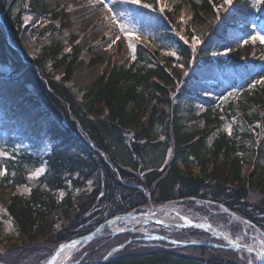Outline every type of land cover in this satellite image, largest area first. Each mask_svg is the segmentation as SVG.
<instances>
[{"label": "trees", "instance_id": "obj_1", "mask_svg": "<svg viewBox=\"0 0 264 264\" xmlns=\"http://www.w3.org/2000/svg\"><path fill=\"white\" fill-rule=\"evenodd\" d=\"M142 1L157 6L156 0ZM212 1L193 5L187 35L199 38L195 50L163 31L160 18L139 9L152 42L160 48L175 41V55L164 57L163 64L157 53L139 45L129 69L113 65L78 101L66 82L42 71L48 58L55 59L56 68L66 61L65 56L57 59L62 46L44 48L35 58L27 57L20 46L23 5L46 12L44 0H0V65L12 73L0 84V94L10 111L26 119L32 130L44 115L52 117L45 128L52 147L42 177H29L42 160L27 151L0 157L6 170L0 177V202L12 217L22 245L1 254L0 264H43V255L91 234L112 217L177 199L215 202L264 233V83L246 89L222 108L208 107L201 115L206 125L201 132H190L183 124V100L191 96L183 83L194 78V69L216 61L225 70L222 78L227 85L264 74V45L248 58L252 34L264 37V1L258 8L252 0ZM242 41L247 43L242 46ZM225 44L234 50L229 59L215 57ZM78 56L77 51L69 62L65 81ZM227 126L230 135L224 131ZM215 131L220 133L208 148ZM219 159L221 166L203 174L210 162ZM194 164L202 171L196 176L191 172ZM19 185L29 186L30 195H16L13 190ZM130 238L123 234L95 239L76 256V262L245 264L227 249L142 246L129 251L133 244L102 262Z\"/></svg>", "mask_w": 264, "mask_h": 264}, {"label": "rangeland", "instance_id": "obj_2", "mask_svg": "<svg viewBox=\"0 0 264 264\" xmlns=\"http://www.w3.org/2000/svg\"><path fill=\"white\" fill-rule=\"evenodd\" d=\"M263 1L252 0V4L255 8H258ZM158 3V14L162 17L158 22L162 30L174 33L177 38L179 36L183 37L181 41L192 46L194 41L193 38L188 39L187 31L193 19V5L200 4L201 0H158ZM44 4L47 6V11L40 13L31 10L26 2L23 5L21 9L22 30L20 46L25 55L30 58L41 55L44 48L55 47L56 45L62 46V52L57 59L65 56L66 61L59 68H56L55 59L48 58L42 71L57 82H66L67 88L78 101L83 100L85 93L113 65L120 69H129L136 60V51L140 44L152 54L154 52L157 53L161 61L167 55H172L177 49V44L173 40L164 42L161 49L150 41L151 31L145 32L146 22L142 19L139 11L140 0L139 3H133L132 0H44ZM89 6L92 8H89ZM149 9L152 10L150 6ZM257 35H253L249 42V45L252 46L248 51L249 59L254 57L259 46L264 45L261 39H253ZM195 38L199 40V38ZM244 43L243 41L240 42L242 46ZM199 44L200 41L196 47ZM129 45H134V50ZM77 51L79 56L74 66H72V74L70 79L65 81L69 62L73 61ZM230 53V47L225 44L218 49L215 57L218 56L222 60H227L230 57ZM185 73L186 75L189 74V72ZM193 73L194 78L183 83L190 89L191 96L183 100L182 115L184 117L183 124L186 125L188 131L196 133L201 132L206 126L201 115L208 107L214 105L221 107L232 99L239 97L242 91L250 90L258 84L263 85L259 81H264V74L257 73L242 84L231 81L230 85H227L222 78L225 70L219 68L215 62L214 64L194 69ZM11 76V70L6 66L0 65V84ZM212 98L214 99L213 102L210 101ZM4 100L0 94V151L6 152V156H17L27 151L39 159H45L51 153L52 145L50 136L46 133L45 128L52 121V117L44 115L39 119V124L35 126L36 128L32 130L26 119L20 114H13L10 108L5 105ZM190 107L193 108L192 114L190 113ZM192 115L195 119L191 118ZM224 131L230 135L231 128L227 126ZM219 133L220 131H215L210 136L208 148H211ZM0 157L2 158L3 156ZM216 165L221 166V159L210 162L203 174L212 173ZM41 168L44 171L39 173ZM0 170H4V168L0 166ZM45 171L46 165L44 164L32 169L30 177L38 178ZM191 172L196 176L202 171L194 164ZM37 173L39 174L37 175ZM13 192L16 195L28 196L31 193V188L27 185H19ZM59 194L61 198L64 197V192ZM172 202H174L173 209L177 212L165 213L172 220L185 221L188 219L194 223L210 222L218 227L220 231L234 238L239 239L242 237V244L248 247L261 248L262 243L264 244V233L260 228L245 221L237 214L235 215L238 217L230 215L228 208L205 203L197 199H177L172 200ZM159 206L149 204L142 208L144 210L131 212L139 215L152 211L153 207ZM137 224L135 222L130 223V225H121L130 230L129 235H131V238L126 246L133 245L130 246L129 251L142 246L177 248L167 242H158L157 240L156 242L154 238L157 236H162L161 238L169 237L176 242H192L195 246H205V241L211 240L209 236H206L198 228H165L150 223L147 226H141L144 231L136 232ZM132 230L135 232H132ZM110 236H112L111 233H106L98 239L102 240ZM145 237L152 238V240L146 241ZM17 238L16 225L0 202V255L6 253V250L14 251L16 247L22 246L17 241ZM213 242L216 243L215 241ZM222 244L225 245V243H220V245ZM179 248L182 249V247L178 246ZM210 248L220 249L213 246ZM51 255H43V263L47 262ZM238 256L239 260L245 264H264L256 256L245 252L238 254ZM75 258L76 255L72 257L69 263L78 260Z\"/></svg>", "mask_w": 264, "mask_h": 264}, {"label": "water", "instance_id": "obj_3", "mask_svg": "<svg viewBox=\"0 0 264 264\" xmlns=\"http://www.w3.org/2000/svg\"><path fill=\"white\" fill-rule=\"evenodd\" d=\"M127 217H136L138 219H146V223H153L156 225H160L163 227H175V228H183V227H189V228H199L202 230H206L205 224L201 223V224H191V225H184V224H175V223H167V222H163L160 221L158 219L152 218L150 217L147 213L146 214H140V215H135L132 213H127V214H122V215H118L115 216L113 218H111L110 220H108L106 223L102 224L100 227H98L94 232H92L91 234L79 239V240H75L72 241L70 243H65L61 246L63 247H59L54 253L53 255L50 257V259L45 263V264H56V260H57V255L58 253L64 249V248H77L83 244H87L90 241L94 240L95 238L99 237L100 235H102L103 233L110 231L111 227L116 224L117 222H119L122 218H127ZM209 226L213 229V235L217 238V239H224L227 243L230 244V247H227L228 249H233V247L244 251L248 254H252L254 256H256L258 259H260L263 263H264V256L261 255V252H264L260 249H252V251H248L247 246H244L236 241H234L232 238L228 237L227 235H225L224 233L220 232L219 230H217L213 225L209 224ZM209 232V231H208ZM160 239V238H157ZM172 243L178 244V245H183V243H179V242H175V241H171ZM186 245V244H185ZM187 246V245H186ZM117 249L114 250V252Z\"/></svg>", "mask_w": 264, "mask_h": 264}, {"label": "bare ground", "instance_id": "obj_4", "mask_svg": "<svg viewBox=\"0 0 264 264\" xmlns=\"http://www.w3.org/2000/svg\"><path fill=\"white\" fill-rule=\"evenodd\" d=\"M89 8H92V7L89 6ZM173 207H174V202H172V203L170 202V203H167V204L162 205L160 207H157L152 211H149L147 214L150 217L158 219V220L163 221V222H170V223H175V224H188L190 222V220H188V219H186L185 221H178L176 219L172 220L168 216L165 215L166 212L176 213L177 211L175 209H173ZM135 222L138 223L136 226V229L134 228L135 231L136 232L144 231V229L141 228V226L147 222L146 219H138L136 217L122 218L118 223L114 224V226L111 227V230L116 234L123 233V232L127 231L128 229L122 227L121 225H125V224L130 225V223H135ZM208 230L211 233H213V229L210 226H208ZM128 231H130V230H128ZM135 231L132 230V232H135ZM260 249L262 251H264V244L263 243H262V246ZM77 250H78L77 248H64V249H62L57 255L56 264H67L71 260L72 256H74L75 253H77ZM238 253H242V252H238Z\"/></svg>", "mask_w": 264, "mask_h": 264}, {"label": "snow or ice", "instance_id": "obj_5", "mask_svg": "<svg viewBox=\"0 0 264 264\" xmlns=\"http://www.w3.org/2000/svg\"><path fill=\"white\" fill-rule=\"evenodd\" d=\"M132 2L133 3H139V0H132ZM225 3H227V4H231L232 3V0H225ZM144 7H149V5H147V4H145V5H143ZM181 39H183V37H181ZM253 39L255 40V39H261V41L262 42H264V37H260L259 35H257V36H255V37H253ZM193 44H192V47L193 48H195L196 47V45L199 43V40L198 39H196L195 37H193ZM187 42V41H186ZM245 43H247V41H245ZM129 47H132L133 48V50H134V45H129ZM172 55H175V53H172ZM260 83H264V81H259ZM7 155V153L6 152H4V151H0V156H6ZM44 171V169H40L39 170V173H42ZM39 173H37V175L39 174ZM6 174V170H0V176H2V175H5ZM89 183H91V182H89ZM61 247H63V246H61ZM248 251L250 252V251H252V249L249 247L248 248ZM261 255L262 256H264V252H261Z\"/></svg>", "mask_w": 264, "mask_h": 264}]
</instances>
